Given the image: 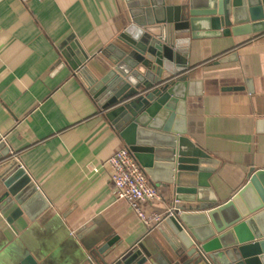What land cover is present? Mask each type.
Returning a JSON list of instances; mask_svg holds the SVG:
<instances>
[{"label":"crops","instance_id":"0c3cea01","mask_svg":"<svg viewBox=\"0 0 264 264\" xmlns=\"http://www.w3.org/2000/svg\"><path fill=\"white\" fill-rule=\"evenodd\" d=\"M128 1L0 0V141L49 204L34 219L8 223L0 215V261L27 249L49 264H70L76 230L96 225L119 237L108 260L142 243L156 264L165 262L169 248L158 229L114 193L106 162L124 145L118 131L74 72L57 66L58 46L74 35L99 75L96 53L127 22ZM188 63L186 133L219 161L209 182L221 203L251 167H264V31L192 40ZM146 175L161 199L141 207L164 212L170 189Z\"/></svg>","mask_w":264,"mask_h":264},{"label":"water","instance_id":"95a60500","mask_svg":"<svg viewBox=\"0 0 264 264\" xmlns=\"http://www.w3.org/2000/svg\"><path fill=\"white\" fill-rule=\"evenodd\" d=\"M261 31L264 0H129L127 22L96 53L99 75L74 35L58 46L57 66L74 72L144 171L170 189L171 213L155 227L169 248L164 264H264V167H251L219 203L209 182L219 161L186 133L190 45L179 42ZM48 206L0 141V215L8 223L22 214L34 219ZM75 234L80 246L70 264H156L142 243L108 260L120 240L103 226L84 225ZM0 264L49 263L21 249Z\"/></svg>","mask_w":264,"mask_h":264},{"label":"built area","instance_id":"2783aa9c","mask_svg":"<svg viewBox=\"0 0 264 264\" xmlns=\"http://www.w3.org/2000/svg\"><path fill=\"white\" fill-rule=\"evenodd\" d=\"M41 1V0H38ZM109 178L118 198L125 199L147 228H155L170 214L164 212L147 214L141 207L143 202L161 199V193L148 179L146 173L127 146L115 150L107 159Z\"/></svg>","mask_w":264,"mask_h":264},{"label":"clouds","instance_id":"9594fccd","mask_svg":"<svg viewBox=\"0 0 264 264\" xmlns=\"http://www.w3.org/2000/svg\"><path fill=\"white\" fill-rule=\"evenodd\" d=\"M181 44H183V45H190V40H188V39H183V40H180L179 41ZM176 51H177V53H179L180 52V49L178 48V47H176V49H175Z\"/></svg>","mask_w":264,"mask_h":264}]
</instances>
